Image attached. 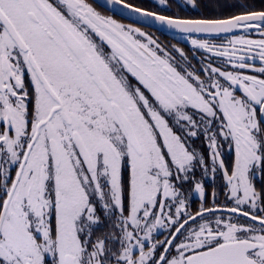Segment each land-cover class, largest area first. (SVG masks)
<instances>
[{"label": "snow or ice", "instance_id": "snow-or-ice-1", "mask_svg": "<svg viewBox=\"0 0 264 264\" xmlns=\"http://www.w3.org/2000/svg\"><path fill=\"white\" fill-rule=\"evenodd\" d=\"M0 264H264V0H0Z\"/></svg>", "mask_w": 264, "mask_h": 264}, {"label": "flooded vegetation", "instance_id": "flooded-vegetation-1", "mask_svg": "<svg viewBox=\"0 0 264 264\" xmlns=\"http://www.w3.org/2000/svg\"><path fill=\"white\" fill-rule=\"evenodd\" d=\"M257 2L259 3V0H257ZM140 26V25H137ZM146 31H152V29L149 28H145ZM156 35L161 36V39L164 40L165 42H170V43H175V41H169L168 38L166 36H164L163 34L157 32Z\"/></svg>", "mask_w": 264, "mask_h": 264}]
</instances>
